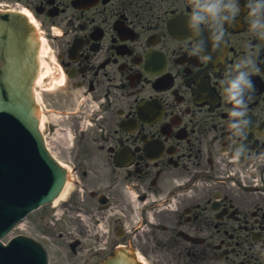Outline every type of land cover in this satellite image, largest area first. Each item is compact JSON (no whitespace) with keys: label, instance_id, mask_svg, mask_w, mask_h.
<instances>
[{"label":"flooded vegetation","instance_id":"flooded-vegetation-1","mask_svg":"<svg viewBox=\"0 0 264 264\" xmlns=\"http://www.w3.org/2000/svg\"><path fill=\"white\" fill-rule=\"evenodd\" d=\"M19 1L62 32L50 39L57 80L40 93L50 147L75 176L72 201L121 231L137 216L142 229L122 233L145 264H264V37L251 30V0L224 22L217 61L182 37L197 0ZM248 54L258 70L238 137L224 89Z\"/></svg>","mask_w":264,"mask_h":264},{"label":"water","instance_id":"water-1","mask_svg":"<svg viewBox=\"0 0 264 264\" xmlns=\"http://www.w3.org/2000/svg\"><path fill=\"white\" fill-rule=\"evenodd\" d=\"M37 45L35 31L23 16L0 12V235L21 211L55 195L64 180L37 130L32 96ZM32 176L46 179L43 194L29 193L26 177ZM0 264L46 263L29 241L15 238L7 246L0 243ZM105 264L132 262L118 254Z\"/></svg>","mask_w":264,"mask_h":264},{"label":"clouds","instance_id":"clouds-1","mask_svg":"<svg viewBox=\"0 0 264 264\" xmlns=\"http://www.w3.org/2000/svg\"><path fill=\"white\" fill-rule=\"evenodd\" d=\"M253 0L250 2V19L251 30L257 37H264V0ZM239 9V0H197L192 6L189 17L190 25L195 35H199L201 24L207 20L210 15L216 19V29L212 39L215 42V48H218L225 42L226 31L224 22L232 21L237 15ZM203 41H195L192 46L194 53H199L203 49ZM236 72L230 74L225 92L227 99L234 105L230 110V125L233 133L238 137L246 135L250 120L247 117L248 102L250 93L254 90L255 85L252 80V72L258 70L256 59L253 55L248 54L242 57L239 62L235 63ZM245 151L241 144L235 150V158H239Z\"/></svg>","mask_w":264,"mask_h":264},{"label":"rangeland","instance_id":"rangeland-1","mask_svg":"<svg viewBox=\"0 0 264 264\" xmlns=\"http://www.w3.org/2000/svg\"><path fill=\"white\" fill-rule=\"evenodd\" d=\"M26 227L31 229L32 231L34 230V228L32 227V223H30V222L26 223ZM15 232H17V230H15ZM61 245H63V241L58 242V243H55V241H54V243L51 246V252H55V250L57 249L56 247H59L61 249L62 248ZM51 254H53V253H51Z\"/></svg>","mask_w":264,"mask_h":264},{"label":"bare ground","instance_id":"bare-ground-1","mask_svg":"<svg viewBox=\"0 0 264 264\" xmlns=\"http://www.w3.org/2000/svg\"><path fill=\"white\" fill-rule=\"evenodd\" d=\"M24 13H26L30 17L31 21L33 22L32 15L28 11H25V10H24ZM47 70H49V68H47Z\"/></svg>","mask_w":264,"mask_h":264}]
</instances>
